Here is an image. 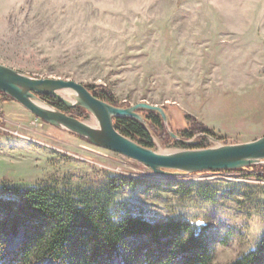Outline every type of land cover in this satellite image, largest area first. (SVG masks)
I'll use <instances>...</instances> for the list:
<instances>
[{"label": "rangeland", "instance_id": "374dc122", "mask_svg": "<svg viewBox=\"0 0 264 264\" xmlns=\"http://www.w3.org/2000/svg\"><path fill=\"white\" fill-rule=\"evenodd\" d=\"M0 63L32 77L104 85L119 103L164 106L165 130L175 134L189 127V114L221 138H208L210 146L264 135V0H0ZM59 94L74 100L71 91ZM55 101L41 98L56 108ZM0 106L2 199L12 187L98 193L114 221L129 215L205 227L209 250L237 238L229 218L264 214V178L257 176L264 160L244 170L156 175L44 123L10 97H0ZM68 109L98 126L83 108ZM148 129L154 151L188 149ZM118 176L141 182L110 191L108 181ZM24 240L23 228L1 236L0 264ZM138 244L126 239L120 252L127 257ZM230 262L226 252L211 264ZM31 264L55 263L37 257Z\"/></svg>", "mask_w": 264, "mask_h": 264}, {"label": "trees", "instance_id": "16d2710c", "mask_svg": "<svg viewBox=\"0 0 264 264\" xmlns=\"http://www.w3.org/2000/svg\"><path fill=\"white\" fill-rule=\"evenodd\" d=\"M85 86L96 97L112 105L129 106L127 102L119 103L104 85ZM0 97L9 98L1 91ZM48 99L55 101L52 97ZM54 105L68 113L69 109L58 100ZM83 112L88 113L84 109ZM138 112L143 114L146 125L132 117H114L113 123L121 134L148 148L155 145L148 127L155 131L161 129L162 142L167 139L181 147H209L211 143L206 135L221 139L212 129L185 113L189 127L176 135L188 140L202 133L187 146L185 142L171 138L157 111L139 109ZM257 176L264 178V173ZM140 182L139 178L118 176L108 181L107 188L115 191L125 185L135 187ZM2 190L6 198H0V237L16 233L20 228L25 234L22 245L2 264H31L37 257H48L55 264H110L114 257H120L123 264H168L178 258L179 264H209L205 227L178 219L149 221L129 215L114 221L108 201L104 203L99 194L93 192L72 196L46 188ZM126 239L139 240L127 257L120 252V244ZM228 264H264V235L253 251Z\"/></svg>", "mask_w": 264, "mask_h": 264}, {"label": "water", "instance_id": "95a60500", "mask_svg": "<svg viewBox=\"0 0 264 264\" xmlns=\"http://www.w3.org/2000/svg\"><path fill=\"white\" fill-rule=\"evenodd\" d=\"M62 90L71 91L74 100L63 98L59 94ZM0 91L44 123L75 134L92 145L129 157L148 167L156 175L235 170L264 160V135L242 143L156 152L121 134L115 128L113 118L132 117L146 125L138 110H154L160 114L164 127L167 128V114L162 106L145 101L127 107L112 105L96 97L85 85L75 80L32 77L0 63ZM42 96L52 97L67 108H83L95 118L98 126H91L58 108L42 103ZM167 131L172 138L188 142L171 130ZM200 135L202 133L196 134L189 142Z\"/></svg>", "mask_w": 264, "mask_h": 264}, {"label": "clouds", "instance_id": "9594fccd", "mask_svg": "<svg viewBox=\"0 0 264 264\" xmlns=\"http://www.w3.org/2000/svg\"><path fill=\"white\" fill-rule=\"evenodd\" d=\"M228 223L237 230L238 236L227 244L221 242L213 246L209 253V264L226 252L231 253L233 261L239 259L242 255L253 251L256 241L264 235V214L262 213H252L239 220L231 217Z\"/></svg>", "mask_w": 264, "mask_h": 264}, {"label": "flooded vegetation", "instance_id": "af4514ba", "mask_svg": "<svg viewBox=\"0 0 264 264\" xmlns=\"http://www.w3.org/2000/svg\"><path fill=\"white\" fill-rule=\"evenodd\" d=\"M42 97L48 99L49 96H42Z\"/></svg>", "mask_w": 264, "mask_h": 264}]
</instances>
